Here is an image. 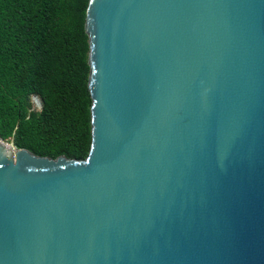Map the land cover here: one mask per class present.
<instances>
[{"label": "water", "instance_id": "95a60500", "mask_svg": "<svg viewBox=\"0 0 264 264\" xmlns=\"http://www.w3.org/2000/svg\"><path fill=\"white\" fill-rule=\"evenodd\" d=\"M84 28L88 154L0 141V264H264V0H88Z\"/></svg>", "mask_w": 264, "mask_h": 264}, {"label": "trees", "instance_id": "16d2710c", "mask_svg": "<svg viewBox=\"0 0 264 264\" xmlns=\"http://www.w3.org/2000/svg\"><path fill=\"white\" fill-rule=\"evenodd\" d=\"M87 4L0 0V137L17 148L52 158L88 154Z\"/></svg>", "mask_w": 264, "mask_h": 264}, {"label": "rangeland", "instance_id": "374dc122", "mask_svg": "<svg viewBox=\"0 0 264 264\" xmlns=\"http://www.w3.org/2000/svg\"><path fill=\"white\" fill-rule=\"evenodd\" d=\"M32 108H34V109H39L40 106H38L37 103H36L34 100H32ZM9 143H10V142H9Z\"/></svg>", "mask_w": 264, "mask_h": 264}, {"label": "built area", "instance_id": "2783aa9c", "mask_svg": "<svg viewBox=\"0 0 264 264\" xmlns=\"http://www.w3.org/2000/svg\"><path fill=\"white\" fill-rule=\"evenodd\" d=\"M0 141H3V142H6L4 139H2L1 137H0ZM6 143H9V142H6ZM12 142H10V144H11Z\"/></svg>", "mask_w": 264, "mask_h": 264}]
</instances>
